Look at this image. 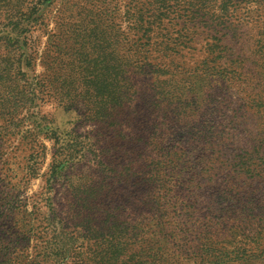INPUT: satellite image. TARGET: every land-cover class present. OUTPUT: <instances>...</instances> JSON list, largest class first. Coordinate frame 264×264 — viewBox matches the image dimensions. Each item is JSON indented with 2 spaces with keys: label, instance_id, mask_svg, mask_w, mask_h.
Returning <instances> with one entry per match:
<instances>
[{
  "label": "rangeland",
  "instance_id": "1",
  "mask_svg": "<svg viewBox=\"0 0 264 264\" xmlns=\"http://www.w3.org/2000/svg\"><path fill=\"white\" fill-rule=\"evenodd\" d=\"M126 5V0H45L19 25L0 10V264H11L14 255L21 264H59L53 244L63 240L54 232V209L65 204L67 191L81 201L109 189L110 202L122 208L112 223L123 253L136 252V245L127 244L136 233L158 249L159 264L185 263L182 256L190 261L199 248L188 249L185 242L203 243L197 264H264L262 125L242 124L233 103H226L212 125L210 145H192L185 135L184 146L166 142V157H154L151 148L149 156L136 150L124 155L111 142L113 130L129 127L123 117L108 118L110 107L103 118L95 117L110 106L102 105L109 41H134L135 19L125 15ZM186 25L199 47L209 43L204 23ZM252 29L249 24L243 31L250 35ZM118 50L113 49L116 58ZM124 74L108 81L113 89L108 92L137 98L134 92L149 81ZM231 93V102L238 100ZM110 120L119 124L108 126ZM71 149L80 154L47 186L54 154ZM97 160L108 166L99 167ZM100 183L104 187L95 190ZM220 190L229 194L230 212L218 199ZM7 205L16 210L4 218ZM139 220L143 226L134 230ZM69 241L65 238L66 246Z\"/></svg>",
  "mask_w": 264,
  "mask_h": 264
},
{
  "label": "trees",
  "instance_id": "2",
  "mask_svg": "<svg viewBox=\"0 0 264 264\" xmlns=\"http://www.w3.org/2000/svg\"><path fill=\"white\" fill-rule=\"evenodd\" d=\"M43 1L3 0L0 1V10L8 14L4 19L19 25L28 22ZM126 2L125 15L132 13L130 17L135 19L131 28L134 41L132 44L124 41L125 38L109 41V80L112 82L113 78L125 73L127 77L131 75L133 78L134 74L139 76L140 82L148 80L149 83L141 84L139 93L134 92L138 94L135 98L133 93L128 96L124 91H117L116 94L108 92L113 89L108 88L110 83L107 80L106 86H103L106 97L102 105L109 103L110 106L99 108L95 114L96 118H103L110 107L108 118H124L122 122L129 129L123 133L113 130L116 135L111 140L119 145L122 154L132 150L144 154L151 148L148 152H154V157H166L168 151L162 149L163 144L167 142L173 147L183 144L181 141L185 135L192 145L208 146L215 135L212 125L224 115L226 103H233V115L242 124L251 120L252 124L264 127V0ZM190 20H199V25L204 23L209 29L210 41L205 47H199L194 41L193 33L186 25ZM249 24H253L250 35L243 31ZM116 47L120 49L117 58L112 55ZM231 90L240 96L234 102L231 100L235 93ZM116 122L110 120L108 126H117L119 123ZM152 142L157 146L156 151L152 150ZM149 153L145 155L149 156ZM78 154L80 151L75 149L54 154L49 165L47 186L66 171L72 164V158ZM95 163L99 167L108 166L100 160ZM147 168L154 170L156 162ZM94 187L100 190L104 184ZM110 192L111 189L95 192L89 200L81 201L74 193L66 192L65 204L57 205L58 210L54 209L57 218L54 232L63 240L61 246L53 244L59 264H159L155 262L159 261L156 256L158 249L147 236L140 237L134 233V240L127 244L131 247L136 245V252L131 248L128 249L130 253L121 251L117 229L113 230L112 216L119 218L122 208L117 201L110 202L113 196L109 195ZM218 199L230 212L229 194L220 190ZM141 204L144 208L149 205L147 201ZM15 210L11 205L4 207V218L13 215ZM226 214L224 216L231 220V216ZM220 216L224 218L223 214ZM142 226V220H139L134 224V230ZM65 238L70 240L69 246H66ZM184 246L192 250L199 248V252L188 258L190 261L182 256L185 263L180 261L175 264L202 261L200 252L203 243L196 242L190 246L189 242H185ZM9 261L21 264L18 255Z\"/></svg>",
  "mask_w": 264,
  "mask_h": 264
}]
</instances>
